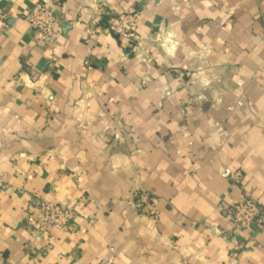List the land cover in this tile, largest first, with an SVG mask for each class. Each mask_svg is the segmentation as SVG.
<instances>
[{"label":"crops","instance_id":"0c3cea01","mask_svg":"<svg viewBox=\"0 0 264 264\" xmlns=\"http://www.w3.org/2000/svg\"><path fill=\"white\" fill-rule=\"evenodd\" d=\"M38 1L0 0V264H264V215L223 210L242 170L264 212V0H46L52 46ZM128 7L138 42L89 35ZM41 199L79 215L30 247Z\"/></svg>","mask_w":264,"mask_h":264},{"label":"built area","instance_id":"2783aa9c","mask_svg":"<svg viewBox=\"0 0 264 264\" xmlns=\"http://www.w3.org/2000/svg\"><path fill=\"white\" fill-rule=\"evenodd\" d=\"M46 0H39L33 5L24 19L35 31L39 40L49 46L55 45L63 34L61 18L48 6ZM109 19L106 26H95L88 30L90 36H95L102 31H109L121 38L135 42L140 40L138 30L139 10L136 7H128L122 11L107 13ZM7 12L0 8V19H6ZM161 40L157 36V41ZM175 50L172 44L169 51ZM232 181L240 188V198L231 205L223 208L225 214L234 224L236 229L251 232L254 223L263 219V209L259 198L245 186V175L242 170L231 173ZM135 206L139 211L146 212L151 201L149 191L141 189L135 194ZM79 210L76 204L68 201L41 199L37 205V211H28L27 223L32 227L33 234L29 240V246L33 247L38 239L50 240L53 231L68 229L78 217ZM216 230V229H215ZM230 240L235 249L241 247V241L235 233L230 235Z\"/></svg>","mask_w":264,"mask_h":264}]
</instances>
